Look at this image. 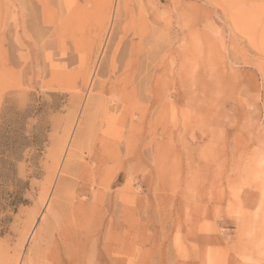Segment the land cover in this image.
<instances>
[{
    "label": "rangeland",
    "instance_id": "obj_1",
    "mask_svg": "<svg viewBox=\"0 0 264 264\" xmlns=\"http://www.w3.org/2000/svg\"><path fill=\"white\" fill-rule=\"evenodd\" d=\"M0 85V264H264V0H0Z\"/></svg>",
    "mask_w": 264,
    "mask_h": 264
},
{
    "label": "bare ground",
    "instance_id": "obj_2",
    "mask_svg": "<svg viewBox=\"0 0 264 264\" xmlns=\"http://www.w3.org/2000/svg\"><path fill=\"white\" fill-rule=\"evenodd\" d=\"M121 3V5H122V1L120 2ZM120 5V6H121ZM122 7V6H121ZM121 7H120V9H121ZM118 9V8H117ZM117 11V10H116ZM119 12H120V10H118ZM122 11V10H121ZM118 12V13H119ZM117 13V12H116ZM117 13V14H118ZM117 14H116V16H117ZM51 15V14H50ZM112 15V14H111ZM119 15V14H118ZM120 16V15H119ZM121 17V16H120ZM120 17H117V19H120ZM116 18H115V20H117ZM116 22V21H115ZM118 22V21H117ZM114 24V23H113ZM114 27V26H113ZM110 40H109V42L106 44L107 45V47H106V49H105V51H104V53H103V55H101V58H100V61L98 62V64H97V66H96V70L94 71V73H93V76H92V79H91V84H90V86L91 85H94V83H95V81H96V78L97 77H100V76H103L104 74H105V68H106V66H109L110 64V66H112L113 64H114V62H115V56H116V48L114 49H112L111 48V46H109L110 45V42L111 43H113V41L115 40V32H114V30L112 29V30H110ZM140 45V44H139ZM113 46H114V44H113ZM138 47V46H137ZM137 47H135V48H137ZM140 47V46H139ZM141 48V47H140ZM180 48H183V47H181L180 46ZM120 49V48H119ZM175 50V49H174ZM182 50V49H181ZM185 50V49H184ZM100 51V50H99ZM141 51V50H140ZM143 51V50H142ZM136 52V51H135ZM175 53H177V52H175ZM185 53V52H184ZM138 54V53H137ZM136 54V55H137ZM187 54V53H186ZM130 55H133V53L132 54H130ZM135 55V56H136ZM177 55V54H176ZM173 56V55H172ZM184 56H186V55H184ZM134 57V56H133ZM171 57V56H170ZM178 57V56H177ZM186 58V57H185ZM184 58V59H185ZM134 60H137L138 59V57L135 59V58H133ZM171 59H172V57H171ZM188 59H190V57L188 58ZM85 60H87V59H85ZM169 60H170V58H169ZM173 60V59H172ZM172 60H170V61H172ZM186 60V59H185ZM82 62V61H81ZM135 62H137V61H135ZM173 62V61H172ZM181 62V61H180ZM192 62V61H191ZM26 63H27V61H26ZM87 62L85 61V63L83 64L84 66H85V64H86ZM134 63V62H133ZM184 64V63H183ZM87 65V64H86ZM90 65V64H89ZM88 66V65H87ZM189 66V65H188ZM7 68V67H6ZM86 68V67H85ZM84 68V69H85ZM117 68V67H116ZM115 68V69H116ZM190 69V68H189ZM88 70V69H87ZM191 70V69H190ZM89 72V71H88ZM88 75H90V73L88 74ZM90 76V77H91ZM129 77H130V75H129ZM127 79H129V78H127ZM101 80V79H100ZM103 81V80H102ZM126 82V81H125ZM104 83V82H103ZM102 83V84H103ZM5 84H7V83H5ZM12 84V83H11ZM125 85V84H124ZM0 86H2V85H0ZM128 86V85H127ZM133 86H134V84H133ZM102 87V86H101ZM129 87V86H128ZM131 88V87H130ZM128 89V88H127ZM133 89V88H132ZM126 90V89H125ZM131 90V89H130ZM110 91V90H109ZM113 91V90H112ZM129 91V90H128ZM134 91V90H133ZM131 92V91H130ZM103 94V93H102ZM131 94V93H130ZM136 94V93H135ZM135 94H132L133 96L135 95ZM169 94V93H168ZM92 95H94V94H92ZM110 96V95H109ZM126 97H127V94H126ZM130 96L128 95V98H129ZM131 99V98H130ZM126 100V99H125ZM135 101H136V99H135ZM133 102L134 104H136V102ZM163 102V101H162ZM132 103V102H131ZM130 104V103H129ZM130 106H132V105H130ZM134 107V106H133ZM133 107H130V108H133ZM139 108V107H138ZM126 110H127V108H125ZM118 110V109H117ZM134 110V109H133ZM130 111V110H129ZM126 113H127V111H125ZM87 113V112H86ZM88 115V113L87 114H85V117ZM95 115V114H94ZM91 116H92V114H91ZM84 117V119H86ZM93 118H94V116H93ZM92 119V118H91ZM90 119V120H91ZM130 121V120H129ZM120 123V122H119ZM86 124V123H85ZM80 127V126H79ZM125 128V127H124ZM81 131V130H80ZM127 132V131H126ZM79 135V134H78ZM77 137V136H76ZM79 139V138H78ZM78 139H77V141H78ZM74 144H76V146L74 145ZM73 145H74V147H76L77 148V143H73ZM71 148V147H70ZM72 149V148H71ZM77 150V149H76ZM76 152V151H75ZM121 154V153H120ZM108 155V154H107ZM75 156V153H74V151L72 150H70L69 152H68V154H67V159H66V165H65V169H63L64 171L63 172H66L67 173V171H68V169H69V167H68V165L67 164H70L71 165V162H72V158ZM76 156H77V154H76ZM99 158V157H98ZM100 159V158H99ZM98 159V160H99ZM74 160H75V158H74ZM102 160V159H101ZM70 162V163H69ZM69 165V166H70ZM111 165V164H110ZM104 166H105V168H107L106 167V162H103V161H99V169L98 170H100L101 171V169H102V171L104 170ZM105 171V170H104ZM94 172V171H93ZM99 173V172H98ZM97 173V174H98ZM61 183V182H60ZM60 187H62V185H60ZM60 187H58V191H59V189H60ZM100 188V187H99ZM62 189V188H61ZM104 189V188H103ZM57 190V189H56ZM58 191H57V193H56V197H59L58 196ZM55 199V198H54ZM57 201V200H56ZM56 204H58V202H55ZM54 203V204H55ZM54 204H52V209H53V206H54ZM56 206H58V205H56ZM43 229V228H42ZM42 229H39V230H42ZM39 230H38V234H37V232H36V247H39L40 246V244L38 245V243L40 242V240L39 239H44L45 238V235H44V233H43V231H40L39 232ZM37 231V230H36ZM123 235V234H122ZM35 236V235H34ZM44 236V237H43ZM117 237V236H116ZM123 238V237H122ZM42 239V240H43ZM111 242V241H110ZM33 244H34V242H33ZM38 245V246H37ZM35 246V245H34ZM33 248H35V247H33ZM40 248V247H39ZM33 250V249H32ZM32 262V261H31Z\"/></svg>",
    "mask_w": 264,
    "mask_h": 264
}]
</instances>
